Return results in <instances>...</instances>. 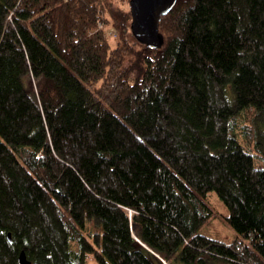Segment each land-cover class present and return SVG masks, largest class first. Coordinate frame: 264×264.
Listing matches in <instances>:
<instances>
[{"label": "trees", "instance_id": "obj_1", "mask_svg": "<svg viewBox=\"0 0 264 264\" xmlns=\"http://www.w3.org/2000/svg\"><path fill=\"white\" fill-rule=\"evenodd\" d=\"M130 2L0 0V264H264V0Z\"/></svg>", "mask_w": 264, "mask_h": 264}, {"label": "water", "instance_id": "obj_2", "mask_svg": "<svg viewBox=\"0 0 264 264\" xmlns=\"http://www.w3.org/2000/svg\"><path fill=\"white\" fill-rule=\"evenodd\" d=\"M176 3L177 0H131L130 10L133 18L131 29L135 38L143 45L160 48L164 41L160 32L161 21L173 11ZM133 235L147 248L136 237L134 231ZM9 238L11 240V235ZM19 264H32L25 252L21 253Z\"/></svg>", "mask_w": 264, "mask_h": 264}, {"label": "rangeland", "instance_id": "obj_3", "mask_svg": "<svg viewBox=\"0 0 264 264\" xmlns=\"http://www.w3.org/2000/svg\"><path fill=\"white\" fill-rule=\"evenodd\" d=\"M112 31L114 30H111V32ZM116 37L117 36H115V38ZM1 139L2 138L0 136V140ZM208 202L214 208L217 217L213 218L211 220V223L202 229L201 233L216 240L232 242L236 238L237 233L225 221L223 217L227 213V207L215 192L210 193L208 197ZM87 264H98V261L94 254L88 255ZM175 264H182V263L176 262ZM210 264H225V263L221 261L218 262L213 260L210 262Z\"/></svg>", "mask_w": 264, "mask_h": 264}, {"label": "built area", "instance_id": "obj_4", "mask_svg": "<svg viewBox=\"0 0 264 264\" xmlns=\"http://www.w3.org/2000/svg\"><path fill=\"white\" fill-rule=\"evenodd\" d=\"M99 27H100V29L104 28V26L102 24H99ZM110 35L115 37V36H117V33L115 31H112V32H110Z\"/></svg>", "mask_w": 264, "mask_h": 264}]
</instances>
